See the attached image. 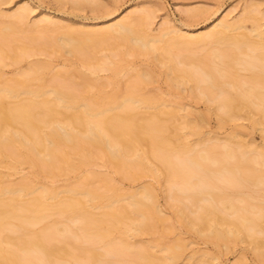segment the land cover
Instances as JSON below:
<instances>
[{
    "label": "bare ground",
    "instance_id": "6f19581e",
    "mask_svg": "<svg viewBox=\"0 0 264 264\" xmlns=\"http://www.w3.org/2000/svg\"><path fill=\"white\" fill-rule=\"evenodd\" d=\"M251 11L260 12L261 10L259 5L255 4L252 9H245L242 12L244 15L241 14L239 18L229 19L227 15L228 17L221 18L208 30L198 33H191L187 30L181 32L179 28H166L160 34L153 36L148 33L151 10L146 8H140L135 13L132 12L134 14L131 13L106 27L103 26L104 28L92 27V29L83 30L67 27L64 32L62 31V35L58 33L60 35L58 39H56V34L51 33L52 37L55 35L51 37L52 42L59 40L58 44L56 43L57 46L68 48L69 54H71L70 51L71 55L76 51H80L81 54L84 52L93 54L94 62L91 57L84 61L86 58L83 54L81 57L84 58L81 59L83 64L94 74L102 70L110 71L108 85L112 86V90L105 92L103 82L96 84L97 82L94 83L93 79L90 80L86 77L87 75L77 71L81 80L79 82L81 84L83 82L86 88L95 89V95L91 96L92 98L89 97L91 100H88L87 96L78 98L77 95L66 92L67 90L63 91V88L62 90L58 88L56 83L50 89L52 97L42 96V98L40 96L45 92L41 89L44 84L42 75L44 70L50 66L45 61L32 62L27 69L20 72V79L11 78L8 84L4 83L0 87V156L8 149L10 151L16 148L14 151H18L21 162L40 171L42 167V170H47L48 174L54 173L53 168L64 172L84 167L92 180L102 182L104 187L112 192L107 194V192L99 191L96 187L90 188V186L89 188L67 187L64 191L70 193L71 196L68 194L64 197L59 196L60 191L52 188L53 186H34L31 183L27 184L28 180L25 181L27 183L21 181V184L14 188L2 189L0 187L1 196L3 192L10 193L9 197L6 196L7 198L0 197V264H169L179 257L182 248L180 243L164 244L161 237L153 239L150 243L131 241V238L139 236L142 232L155 230L157 223H163L166 217L160 211L149 185L125 194L117 192L118 187L111 184V179L107 175L93 169L97 165L98 158L102 159L106 166H111L130 178H137L146 173L155 178L161 177L165 190L168 192L174 190L172 187L177 185L183 187L182 189L185 188L188 191L187 198L193 202L197 201L196 203L200 202V205L196 214L189 217L185 209L183 211L174 201L176 200L174 195L171 194L172 198H170L168 194L169 200L176 203L173 209L180 216L181 221L196 230L205 232L204 234L212 237L215 242L221 239L228 241L233 238L235 240L249 238L256 251L261 252L260 248H262L264 239L261 240L259 234L264 233V209L262 212V207H260L258 215H247L242 208H236L232 204L233 193L226 192V187H223L224 184L228 186L227 188L243 184L242 178H238L240 170H249V174L253 171L251 169L253 167L250 168V163L247 162L248 157H246L247 160L244 158L248 145L243 143L244 141L236 142L237 146H234V149L239 151L240 156L233 151L231 147L233 145L230 146L229 142L223 145L224 149L220 148L218 151L216 148H210L206 152L202 150L203 152L195 153L193 146L183 139L179 129L184 128L188 133L197 135L199 134L197 125L194 124L189 112L179 113L182 107L178 102L166 101L158 98L157 95H147L142 83L146 85L144 82H148L152 76L149 70L135 73V78L124 88L119 86L117 78L121 73H126L128 69L127 56L144 55L149 60L154 58L160 63L167 82L169 86H173V89L187 86L193 98L197 96L196 93H200L198 90L202 82L204 85V88L201 85L202 90L207 92L216 90V98H213L216 105L213 104L216 106L215 110L218 111L216 113L223 121L240 116L241 111L245 109L247 113H251L252 122L262 126L264 125V56L263 54L262 57L255 56L254 53L248 51L253 52L264 46V32L257 22L251 31L255 37H258V40H253L251 34L241 32L243 27L240 24L241 20L243 23L247 16V18H252ZM26 14L23 7H17L6 14L0 11V17L8 19L0 25L1 64H6L8 58H12L14 62L19 61L21 57L23 58L34 50L32 49L34 47H28L31 45L25 44L27 41L17 43L20 39L10 38L17 34L15 32L20 24H28ZM51 18L41 16L32 24L30 22L26 28L29 34L25 36L38 41L39 37L35 35L38 29L41 35V32L43 35H48L47 31L53 30V27L60 24ZM33 32L35 33L32 34ZM10 39L16 40L17 43V46L13 47L14 57L9 56L8 49L4 48L10 46L12 41ZM20 43L22 44L19 45ZM214 43L225 44L226 48H202L204 53L201 55L198 53L201 46H210ZM104 44L107 45L105 48L109 50V54L106 53L107 55L96 58L98 55L94 56V52L98 46ZM10 51H12L11 48ZM78 54L79 52H77L79 58ZM244 57L259 60L260 68H255V71L251 70V67L248 68L251 60L247 61ZM217 58L219 60L215 61ZM259 61L256 64L252 60L251 65L255 63L258 66ZM238 65H242L241 69L248 71L246 79L240 78ZM57 74L58 72L52 78L54 76L58 78L61 73ZM62 78L64 81L68 77ZM221 78L223 81H220ZM34 79L42 80L36 86L37 88L35 87L36 89H23L24 86H29V82ZM226 86H232L234 91ZM64 87L67 88L66 85ZM21 92L30 93L33 97L12 103L4 101L7 97L17 98ZM5 148L8 149L3 152ZM251 150L257 153L256 156L254 154V159H251L255 160L258 157L259 162L261 161L264 165V147H254ZM243 152L244 155H242ZM234 154L237 156V160H234L236 163L226 164L225 161L232 159ZM209 155L214 159L217 157V160L221 162L220 169L224 172L222 171L223 174H221L220 169L217 172L220 173L221 180L223 178L226 182L223 185L221 183L222 186L216 185L218 183L214 182L216 176L214 178L212 172L205 167ZM9 163L14 167L13 162ZM211 163L214 164L213 161ZM258 173L253 177L255 181L251 182V185H256V188L264 184V172L263 174ZM90 177L85 180L87 181ZM219 180L218 178L217 181ZM246 180H248L247 177ZM79 183L85 186L88 182ZM198 186L201 187V191L203 186L208 190H204V193L200 192ZM177 191L180 190L177 189ZM34 192L35 195L32 194ZM252 192L242 193L243 197L240 194L235 195H240L242 199L240 197L239 199L242 201L247 198L251 200L250 198L255 197ZM27 193L33 196L20 197ZM262 198H264V191ZM49 199L55 201L49 202ZM239 199L237 200L240 201ZM201 201L207 202L202 204ZM214 201L219 203L217 205H222L223 209H216ZM95 208L99 211H92ZM230 210L233 215L235 214L234 216L228 214L231 213ZM55 214L77 222L76 227L72 225L75 231L71 229L72 226L65 224L59 227L61 224L57 225L58 219L52 222L46 221L47 217ZM228 215L232 217L229 218ZM43 220L46 221V225H42L39 230L34 229V226ZM71 224L72 222L69 225ZM69 236H72V240L76 237L75 241L81 239V242L75 243L74 240L69 239ZM57 242H61V245ZM151 247L165 250L166 255L161 258L156 257L151 252ZM107 254H113L114 260L106 259ZM197 264L213 263L204 260Z\"/></svg>",
    "mask_w": 264,
    "mask_h": 264
},
{
    "label": "rangeland",
    "instance_id": "374dc122",
    "mask_svg": "<svg viewBox=\"0 0 264 264\" xmlns=\"http://www.w3.org/2000/svg\"><path fill=\"white\" fill-rule=\"evenodd\" d=\"M88 1L81 0L79 2H74L73 0H66V1L65 0H2V2L0 3V11L2 13H5V14L10 13L12 12V10L14 11L15 8L17 7H23L25 9V12H27L26 14L27 22L26 23L28 24L30 22L32 24L34 20L36 21L41 16L42 17L47 16L50 18L52 17L51 19H53L54 22H59L60 24L56 25L57 28L53 27V30L51 29L52 31L51 30L47 31L49 33L46 32V34L48 35L50 34L49 36L45 34L44 36L43 32H41L42 33L41 35L39 29L37 32L35 31L36 33L33 32L32 34L35 33V35L39 37V38L36 37L39 39L38 41L34 39L33 40L29 39L28 35H27L28 38L25 36L26 34H29V32L27 31L28 29H26L28 28L27 26H29L28 24L27 25L20 24V26L22 25L21 30L19 26L18 29H16L17 32H15L17 34L13 35V37H10V38L20 39L19 41H17V43H19L20 41L22 43H25L26 41L29 42L31 40L32 41L31 43L29 42L27 44L26 42L25 44L27 46L31 45L28 47H34L32 48L34 50L32 51V53L27 54L28 56L26 54H25L26 56L23 55L24 57L23 58L21 57L19 61L14 62L12 58L10 59L6 58L7 59L6 64L0 63V87L4 85V83L8 84L11 78L20 79L21 78L20 72L27 69L29 64H31L32 62H37V61L44 62L45 61V62H48L50 68L45 69L44 70L45 72H43L42 77L44 76L45 78L43 77L44 84L41 87V89L42 91H45V92H44V95L42 94L40 97L47 96L46 98L48 97L51 98L52 94H50V89L52 88V86L54 87L56 83L58 88H60L61 90L63 88V91L67 90L66 92H69V93L71 92V94L75 96L77 95L78 98H81L82 96H87L88 100L92 98L95 95V89L86 88L83 82L81 84L80 83L81 80H80V77L77 71L80 72L81 74L87 75L86 77H88V79L89 78L90 80L93 79L94 83L97 82L96 84H99L98 82L102 84L103 82L104 83L102 84L104 88L103 90L105 92H110L112 90V86L108 85V79L110 78L111 72L108 70H102V71H99L98 73L96 72L95 74L94 72L92 73L90 69L86 65L83 64V61L81 59H84V58H81V57H83V54H85V58H86L84 59L85 61V60H89L90 59L89 57L92 58L93 54L89 52H88L89 54L85 52L81 54L80 51H76V52L74 51L75 53L73 52L74 54L71 55L72 54L71 51H70L71 54L67 52L69 51L68 48L64 47L66 48L64 49L61 45L57 46L58 44L57 42H59V40H56V42L54 40V42H52L53 41L52 38L55 35L52 37L51 33L56 34L57 35L56 39H58L60 37L59 34L62 35V31L64 32L67 29V27L69 28L76 27L77 29H83V30L85 29L87 30V28L89 30V29H92V27L93 28L95 27L104 28L106 27V25L108 26V24L110 25L111 23L117 20L127 17V15L129 16V14H131L132 12L135 13V11L139 10L140 8H146L148 10H151V19H150V25L148 28V33L154 36V35L160 34L166 28H179L181 32H184L187 30L191 33H198L201 31H206L209 28H211V26L214 23H216L218 20H220L221 18H224L227 15L229 16V17L227 16L229 19L239 18L240 15L243 14L242 12H244L245 9L250 10L255 4H257L259 5V8L261 11L260 12L251 11L252 13H250V16H252V18H247L248 17L247 16L243 23H241L242 22L241 20L240 24L243 27V28L241 27L242 28L241 32L251 34L252 36L251 38L253 40H258V37H255L254 33L251 31L254 28L253 25L255 26L257 22L259 23L260 29L264 32V0H94V2H92V0H88ZM6 20L8 21V19L6 18L4 19L3 17L2 18L0 17V25L2 24V22L4 23L7 22ZM40 37H43V38L41 39ZM47 38L49 42H47L48 41ZM13 39H10V40H12L14 43H12L11 41L9 47H4L8 49L9 52L7 51V53L11 57L15 56L13 47L17 46L16 40H13ZM22 43H20L19 45H21ZM105 47H107L106 44L98 46L97 50L96 51L94 50L95 51L94 56L98 55L96 57L98 58L99 56L103 57L109 54V50L106 49ZM224 47L226 48L225 44H222V43L215 44L214 43V44H211L210 46H204V47L201 46V48L198 50V53L200 55L204 53V50H202V48H207V49L208 48L210 49L211 48L212 49L213 48L214 49L223 48L224 49ZM10 48L12 49V51H10ZM77 52H79L78 54L79 58L77 56ZM248 52L249 53L251 52L252 54L254 53L255 56H261L262 54H263L262 56H264V46L260 47L257 50H254L253 52L250 50ZM127 57L129 59L127 60V62L129 61L127 65L128 69H126V73L124 74L121 73L120 76L117 77L119 81L118 82L119 86L121 85L120 87L123 86L122 88H124L129 82H131L135 78L134 77L135 73L137 74V72L138 73L148 72L147 70H149L151 72L150 75L152 76H150L148 82L146 81L144 82L146 83V85L142 83L145 89L144 91L148 93L147 95L149 96L157 95L158 98H162L163 100L171 101V102H174V101L178 102L179 106L182 107V110L180 109L179 113L184 114L185 112H189L194 124L197 125V129L199 131V134L197 135H192L188 133V131L184 128L179 129V132L182 134L183 139L189 142L193 146L194 148L193 150L196 151L195 153L201 152L202 150L206 152V150L210 148L211 149L216 148V150L218 151L220 148L224 149V146L226 145V143L229 142L230 146L231 144L233 145L231 146L233 151L237 152L236 153L237 156H240L239 151L238 150L236 151V149H234L237 146L235 144H237L238 141L239 142L244 141L243 143H246L248 145L247 148L245 149L246 150L245 157L244 156L243 157L245 159L246 157H248L247 158L248 160L247 159L246 160L248 163H250L249 165L250 168L251 166L253 167L251 168L253 169V171H250V174H249V170L242 169L240 170L241 173L236 171L238 172V176H239L238 178L239 179L242 178V182L244 181L243 184L241 183V185L239 184L234 187L230 186V188H227L228 186L224 184L226 183L224 182L225 180H223V178L221 180L220 178L221 177L220 173L223 174L224 171L223 170H222L223 172L221 171L220 169L221 162L219 159L217 160V157L216 159H214L212 158L211 155H209V158L207 159L208 162H205L206 165L205 163H202V164H204L205 167L212 172L214 178L216 176V180L214 179L215 180L214 182L216 183L218 182L216 184L217 186L218 185L222 186L224 184L223 187L224 186L226 187L225 189L226 192L233 193V195L232 194L230 195H232L231 196L232 204L236 206V208L238 207L240 209L242 208L244 212L250 216L258 215L260 213V210H258L260 207H262L261 209L263 212L264 198H262V194L264 191V184L262 183L259 187L256 188V185H251V182L255 181V178L253 177H255L257 172H259L258 174H263L264 165L262 164L261 161H260L261 163L259 162V159H257L258 157L256 158L258 162L256 161V159L253 160L254 159L253 156L255 153L253 150H251V148H254V147L263 148L264 147V125L261 126L260 124L253 123L251 113H247L245 109L241 111L240 116L233 118V119H229V120L227 119L223 121L217 114L218 111L215 110L216 104L214 102L215 99L213 98L215 97V94H217L216 90H214L216 93L214 91L207 92L205 90H202V87L204 88V85L202 84L203 83L202 82L200 83L202 85V87L200 85L201 90L197 89L198 91H200V93L195 92L197 96L193 98V96L189 94L190 92L187 86L182 87L181 89L175 88V87H174L175 89H173L172 88L173 86H169V83L167 82L168 80L163 71V68H161L160 63L156 62L154 58H152V60L154 59L153 61L151 59L150 61L148 57L146 58V56L144 55L143 56L142 55L141 56L129 55ZM76 58H78L79 60ZM244 59L247 61L251 60V62L253 60L255 63L259 61V60L256 61L255 58L248 59L247 57L246 58L244 57ZM217 60L219 59L218 58L215 59V61ZM94 61L95 59H93V62ZM251 62H249L250 64L248 65L249 67L247 66L248 68L251 67L250 69L251 70L254 69L253 71H255V68H258V69L260 68V65H261L260 61L258 64L259 67L255 65V63H253V66H252ZM82 65H84L86 68ZM241 66L242 65H238L237 67H238V74L240 78L243 80L248 77V71L244 70L243 68L241 69ZM56 72H58L57 75L61 73L63 76H61L60 74L59 75L60 79L59 77L56 78L57 76L56 77L54 76L52 78V76L55 75ZM62 77H64L65 79L68 77L66 80H64L66 82L62 80L63 79ZM220 81H223V79L221 78ZM40 82H42V80H39V79L31 80L29 82L30 85L29 86L27 85L26 87L24 86L23 89H33V88L36 89L37 88L36 86H38ZM64 85H66L69 90L65 88ZM85 88L86 90H83ZM226 88L230 89L231 91H234L232 86L231 87L226 86ZM30 96L33 97L30 93L21 92L17 96V98L7 97L5 98L4 101H6L7 103L9 102L12 103L16 100H20V99L25 100L24 98H27V99L31 98ZM37 99H39V97ZM7 149L8 148L3 149V152ZM15 149L16 148L10 151L8 149L7 150L8 152L7 151L4 152L5 156H4V153L1 154L0 156V187L2 189L17 187L19 186L18 184H21V181L25 182L26 180H28L29 183L27 182L25 183L27 184L31 183L34 186L35 185L36 186L46 185L49 187L53 186L52 188H55L56 190L60 191L59 196H64V197L68 196V194L70 195V193H67L64 191V188H67V187L76 188L80 186L81 188L82 187L89 188L90 186V188L96 187V189H99V191L107 192V194H110L112 192L111 190L106 189V187H104L105 185L102 182L98 180H94V179L92 180V177H90V175L89 176L87 175L88 174L87 170L84 167L82 168L80 167L79 169H76L73 171H64V172L58 171V169L53 168L55 171H52V172L54 173H50L48 170L50 174L46 173L47 170L46 171L42 170V167H41V171H42L41 173V171L38 170L37 168L36 169L38 171L35 168L30 167L28 164L23 163V161L21 162V159H19V154L17 153L18 151L17 150L14 151ZM66 150H73V149H66ZM216 150H214V152H216ZM221 152L222 151H220V153ZM70 153H73V151H70ZM216 153L219 154V152H216ZM242 155H244V152ZM234 156H233L234 158L232 157V159L229 158L228 161H225L227 162L226 164H232V163L235 164L236 161L234 160L235 159L237 160V156L235 154ZM73 157H76V156H73ZM211 160L214 162V164L212 163L210 164V162H212ZM10 161H11V164L13 162L14 167L10 165L9 163ZM102 161H103L102 159L98 158L96 160L97 165H95L93 169L95 171L103 173L104 175H107L108 178L111 179V180L109 179L111 181V184H114L116 187H118L117 192H119L120 194H125L137 188L140 189V187L142 186L149 185L152 188V191L155 195V201L159 209H161L160 211L166 217V221L160 224H158L159 222L157 223V228H155V230L149 231V232L145 231V232L140 233L139 236L135 238H131L132 242L150 243L152 242L153 239L161 237L164 244L180 243L182 245V248L180 250L179 257L169 264H197L198 262H202L204 260L205 261L208 260V262H212L213 264L214 263L217 264V262L218 264H264V249H262L264 247V240H263L264 233L259 234V237L261 238V240H263L262 241L263 243L261 242L262 248H260L261 250L259 249L261 252L256 251V249L254 248V245L252 244V242H250L249 238L242 239V240H238V239L235 240V238H233L231 240L229 239L228 241L227 240L224 241L221 239V240H216L215 242V240L212 237L204 234L205 232L201 230L199 231L198 229L196 230L192 226L190 227L189 225H187L184 221H181L180 216L173 209V205L174 204L176 205V203H178V206L180 205L183 211L185 209L186 211L185 213L186 214L188 213L187 215L189 217L194 216L196 214V210L199 209L198 207L200 205V202L196 203L197 201H194L195 202L194 203L193 200H191L190 198H187L188 191H186L185 188L182 189L183 187H180L179 185L175 187L173 186L172 189L174 188V190L169 191L170 192L169 193L168 190H165L166 188L164 186V181L161 177L155 178L151 176L149 173H146L137 178H130L128 177V175L123 174V172L121 171L119 172L111 166H106ZM18 162L19 164H17ZM209 164L210 166L207 167V165ZM217 170H219L220 173H218ZM254 170H256L257 172L255 173ZM242 171H244V173ZM216 172L220 176L216 174ZM51 174H54V175H51ZM242 175H244L245 177ZM87 177H90V178H88V180L86 181L85 179H87ZM246 177L248 180L250 179L249 180L250 182L246 180ZM218 178L220 179L219 181H217ZM81 180L83 181V183H86V182L88 183L84 186L79 183V182H82ZM198 187L196 188V190L198 191L199 189L200 192H203V193H204V190L206 191L208 190L205 186L202 187V191H201V187L200 186ZM177 189L180 191L178 192ZM184 190L186 191V194H184L185 193ZM247 191L248 193L250 191L251 192L253 191L254 193L253 192L252 193L254 195L253 194L251 195L255 197H253V199L250 198L251 200L247 198V200L249 201L245 199L243 201L240 200L242 199L240 195H242V193H247ZM175 192L177 193L175 194ZM4 193L5 192H3V195L2 196L0 195V197L7 198L6 196L10 195L9 192H8L9 194L7 193L4 194ZM32 194L35 195V192ZM32 194L27 193V195L24 194V196L22 195L20 197H23V198H26L28 196L31 197L30 195ZM171 194L174 195L173 197H175V199L177 200V201L174 200L176 203L173 202V200H169V197L172 198ZM235 194H240V195L238 196ZM12 195L16 196L17 194L16 195L12 194ZM180 195L182 196V198H178L180 197ZM237 199H239L240 201H238ZM179 200H180V203H179ZM48 201L54 202L55 200L49 199ZM205 202L207 201H203L202 204ZM217 203L218 202L214 201V204L216 206L215 208L222 210L223 209L222 205H217ZM251 206H254V207L251 208ZM92 211L98 212L99 209L95 208V209H92ZM191 211L193 212V214ZM232 213L233 212L231 211V213H228V214H231L232 216H234L235 214L233 215ZM230 216L228 215L229 218ZM60 217L62 216L58 217L55 214V215L47 217L46 218L47 220L46 219L45 220L47 222H52L55 219H58L57 225L61 224L59 225V227H62L63 226L62 224H65L66 226H70V227L72 225L76 227L75 224L78 225L77 222H74L71 219L69 220L66 217H62V218ZM46 221L43 220L40 222V224L39 223L36 224V226H34L35 227L34 229L39 230L42 225H46L45 224ZM71 222L72 224L69 225ZM73 226L71 227V229H73V232H74L75 228ZM18 233H15V234H18ZM75 238L73 239L74 240L73 241L72 236H69V239L72 240L73 242L75 243L81 242V239L78 238L79 240L75 241ZM58 243H60L59 245H61V242H57V244ZM100 249L102 250V248H99V250ZM150 250L156 257L161 258L166 255L165 250H158L157 247H151ZM111 255L107 254L106 259L111 260V261L114 260L113 258L115 256L114 255L111 256ZM214 258L217 261H215ZM199 259L200 260L202 259V261H200ZM196 261L198 262L196 263ZM159 264H168V263H159Z\"/></svg>",
    "mask_w": 264,
    "mask_h": 264
}]
</instances>
